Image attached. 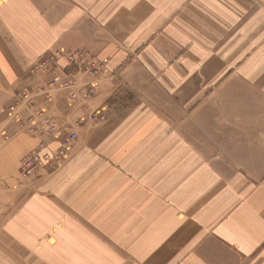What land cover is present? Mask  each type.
I'll return each instance as SVG.
<instances>
[{
  "label": "crops",
  "instance_id": "1",
  "mask_svg": "<svg viewBox=\"0 0 264 264\" xmlns=\"http://www.w3.org/2000/svg\"><path fill=\"white\" fill-rule=\"evenodd\" d=\"M0 81L56 86L79 138L0 223V264H264V0H0ZM106 111L120 122L83 124ZM215 116L235 138L199 159ZM38 141L0 147V182L20 191Z\"/></svg>",
  "mask_w": 264,
  "mask_h": 264
},
{
  "label": "rangeland",
  "instance_id": "2",
  "mask_svg": "<svg viewBox=\"0 0 264 264\" xmlns=\"http://www.w3.org/2000/svg\"><path fill=\"white\" fill-rule=\"evenodd\" d=\"M70 57L73 60H79L82 68L98 76L97 79H100V77L105 74L104 66H100L99 63L95 62V58L89 54L84 55V53H76L70 55ZM41 69L42 71L39 72L42 73L40 75V78H43V75L46 74L47 70H45V66H42ZM42 81H47V79L44 78V80ZM48 81H52V79H48ZM57 81L59 82L61 80ZM1 84L2 81H0V110H2V114L0 113V147L5 146V143L9 142V139L16 135L35 137L39 141L34 151L29 152L19 160L17 174L20 178V191H16L15 187H12L10 189L8 188V185L0 182V223L15 208L18 202L26 196L23 193L27 190L29 191V189H31L30 187H36L35 183L37 181L43 180L46 173L53 168H58L60 163L65 160L70 153L69 150L66 151L64 149H60V147L55 152L45 151L47 148L45 140L50 138L56 139L58 137V134L53 133L54 136L57 135L54 137L50 134L49 131H46L47 126L44 122L46 121V119L55 120L56 124H58L61 135L57 139L60 140L61 138L62 140H65L69 135L67 133H64L65 130L59 125L58 121L52 113V110L49 109V105H52L53 102H55V97L60 92V90L57 89L56 86L55 88H53L51 87V85H49L47 86V89L41 87H23L21 89H18L15 95H9L8 93H4L5 91L2 89ZM98 84L99 81L96 82V85ZM89 87V92L87 93L85 98H92L96 93L97 86L95 87V85H90ZM64 88L66 87L64 86ZM52 92L53 96L51 94ZM215 108L219 107L214 106L211 109ZM234 118L237 119V117ZM120 120V117H112L110 111H106V115H102L96 112L91 119L84 120L83 124L93 125L94 127L101 124L105 127L106 125L109 126L112 124H117L120 122ZM220 120V116H215L211 119L199 118V125H205L208 127L207 129L212 130V132L199 133L197 136L199 148H202V150L199 149L197 151L199 159H210V157L222 158V153L226 152L225 148H228L230 141L235 138V134L233 132H219ZM83 124L81 126H83ZM77 140H79L78 136L76 140H73L74 142L72 141L73 144ZM206 146L208 150H205ZM35 154L40 156L41 164H39L36 169H32L33 173L31 175L26 176L25 173L26 171H28V169H26L25 163L27 161L30 162L31 157L36 156ZM45 155H49L52 159L44 158ZM217 168L222 171L225 170V167ZM232 170L233 169L228 171L230 173L233 172L243 175H247L250 173L249 170H245L244 167L241 166L239 169H236V172L235 170Z\"/></svg>",
  "mask_w": 264,
  "mask_h": 264
},
{
  "label": "built area",
  "instance_id": "3",
  "mask_svg": "<svg viewBox=\"0 0 264 264\" xmlns=\"http://www.w3.org/2000/svg\"><path fill=\"white\" fill-rule=\"evenodd\" d=\"M65 87L68 88V85L65 84ZM44 122H45V124L47 126L46 131H49L52 136H54L53 133L58 134V137L61 135V131H60L59 127H58V124H56L55 120L46 119V121H44ZM55 136H57V135H55ZM76 138H77V134L76 133H70L68 135V137H66V139L64 140L62 145L60 146V149H64L66 151L67 150L70 151V149L73 146V142H74L73 140H76ZM35 155L36 156L31 157V161L30 162L27 161L25 163L26 169H28V171H26V173H25L26 176L31 175L33 173L32 169H34V168L36 169L38 167V165L41 164L40 156H38L37 154H35ZM44 158L48 159V158H51V157L49 155H45ZM49 161H47V162H49Z\"/></svg>",
  "mask_w": 264,
  "mask_h": 264
}]
</instances>
